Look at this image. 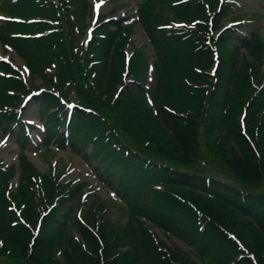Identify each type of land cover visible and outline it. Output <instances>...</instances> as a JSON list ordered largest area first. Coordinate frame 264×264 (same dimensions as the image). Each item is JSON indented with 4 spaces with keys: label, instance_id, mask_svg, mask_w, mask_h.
Instances as JSON below:
<instances>
[{
    "label": "trees",
    "instance_id": "1",
    "mask_svg": "<svg viewBox=\"0 0 264 264\" xmlns=\"http://www.w3.org/2000/svg\"><path fill=\"white\" fill-rule=\"evenodd\" d=\"M89 1L0 0L24 20L1 25L0 42L41 79L47 137L101 172L125 220L108 218L99 199L80 220L68 203L86 184L28 159L26 128L6 108L29 87L0 60V125L21 149L16 166L0 161V264H264V36L241 27L215 36L225 1L144 0L153 52L135 48L133 87L123 89L130 31L112 20L82 42ZM174 21L195 25L165 28ZM154 228L189 249L168 247Z\"/></svg>",
    "mask_w": 264,
    "mask_h": 264
},
{
    "label": "rangeland",
    "instance_id": "2",
    "mask_svg": "<svg viewBox=\"0 0 264 264\" xmlns=\"http://www.w3.org/2000/svg\"><path fill=\"white\" fill-rule=\"evenodd\" d=\"M101 1V0H95ZM228 6L229 15L224 17L222 27L226 28L229 26H240L242 29L247 31V36L250 38L252 33L260 34L264 36V3L260 0H224ZM94 0H90V5L93 7ZM105 4L100 8V19L109 16V20L113 19L117 23H121L123 27L127 26L129 29L131 37L126 46V56H131V53L136 47L148 48L152 51V45L149 42L147 33L144 28V22L140 18L141 13L139 12L140 6L144 0H103ZM12 4H16L15 0H11ZM92 9V8H91ZM140 13V14H139ZM226 13V14H228ZM4 12L0 7V17H5L0 19V26L4 25L6 22H14V17H10ZM238 16L239 18H233ZM242 19L243 21L235 22ZM86 22H89V28L95 29L96 24V14L91 11H87L84 18ZM176 20V19H175ZM177 20H180L179 18ZM180 21H174V23H169L165 26L168 30H174L179 28L177 24ZM127 23V24H123ZM182 25V24H181ZM194 27L192 23H188V29ZM216 33L215 35H217ZM86 41V36L81 40ZM153 52V51H152ZM149 55H154L150 53ZM0 57H8L14 62V66L19 68L21 72L24 73V82L30 85L31 88L29 93L33 89L43 88L41 79L38 77L35 79L25 71L26 64L21 61L13 50L5 49L0 43ZM152 62V59L149 61ZM264 69V66H263ZM48 73H52L50 70H46ZM211 72V70H210ZM127 73V72H126ZM125 78V86L123 89L133 87V83L127 78L126 74H123ZM150 82V79L148 80ZM27 92V93H28ZM27 94L19 95L18 103L15 109L12 111L22 116L28 124L33 126L30 129V133L27 136L26 146L28 158L34 163L35 167L42 173H51L54 177L60 178L61 182L65 183H85L84 192L80 195V198H75L71 203H68V207L76 210V216L79 214L84 218V210L89 208L97 199L104 202L106 206V215L112 221H124L125 215L122 210V205L119 199L115 196V193L110 186L103 182L100 173H97V168L92 167L84 157L75 155L69 151H58L55 145V141L47 137L45 131V126L40 121L39 115V104L38 99H30L24 102V98ZM33 97V96H32ZM8 108H6L7 110ZM19 114V116H18ZM21 121V120H20ZM22 125L23 122H21ZM4 124L0 125V161L7 166H16L19 162L18 156L20 154V149L18 146V139L15 135H10V130ZM26 134V133H25ZM22 141V140H21ZM24 141V140H23ZM220 171H223L219 167ZM13 188L17 187V178L12 181ZM12 192V191H10ZM10 192H8L10 194ZM8 194V195H9ZM160 241L166 243L170 248L173 246L184 247L181 241L177 240L174 236H169L166 238L164 233L156 231ZM187 248L184 247V250Z\"/></svg>",
    "mask_w": 264,
    "mask_h": 264
},
{
    "label": "snow or ice",
    "instance_id": "3",
    "mask_svg": "<svg viewBox=\"0 0 264 264\" xmlns=\"http://www.w3.org/2000/svg\"><path fill=\"white\" fill-rule=\"evenodd\" d=\"M101 3H103V0H101ZM96 7H97V8H99V7H100V5L98 4ZM0 19H3V18H2V17H0ZM25 71H27V69H25Z\"/></svg>",
    "mask_w": 264,
    "mask_h": 264
}]
</instances>
